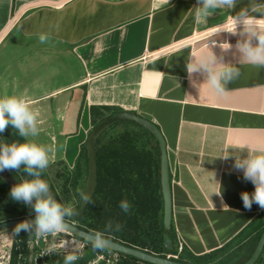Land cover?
Masks as SVG:
<instances>
[{"label":"crops","instance_id":"0c3cea01","mask_svg":"<svg viewBox=\"0 0 264 264\" xmlns=\"http://www.w3.org/2000/svg\"><path fill=\"white\" fill-rule=\"evenodd\" d=\"M257 2L238 0L197 23L198 0H0V96L25 97L38 113L27 140L47 138L69 165L93 128L92 105L155 123L167 145L177 238L207 253L263 210L243 207L240 193L254 186L233 164L264 150V69L239 64L240 26L227 31L228 15ZM216 27L224 30L210 36ZM206 44L239 67L223 97L200 85L203 72L185 68L190 55H210Z\"/></svg>","mask_w":264,"mask_h":264},{"label":"trees","instance_id":"16d2710c","mask_svg":"<svg viewBox=\"0 0 264 264\" xmlns=\"http://www.w3.org/2000/svg\"><path fill=\"white\" fill-rule=\"evenodd\" d=\"M108 106L90 107L92 126L107 117ZM119 111L115 109L112 114ZM111 114V115H112ZM109 116V115H108ZM134 123L142 128L149 136V147L138 144L139 134L123 128L111 132L121 124ZM27 138L18 136L15 129L6 127L0 134V143L22 142ZM151 139V140H150ZM96 184L90 197V202L82 206V202L75 203L72 208L76 215L66 218L90 232H102L106 238L113 239L125 245L138 247L155 255L167 257L176 254L183 264H242L253 253L258 239L264 229V209L260 211L233 239L221 247L204 254H194L186 245L181 243L171 222L166 229L162 219V195L160 191V148L157 140L146 128L133 120L116 121L105 127L96 140ZM64 162V161H63ZM14 178L20 182L30 179L19 170H9ZM88 172L86 141L80 147L79 154L73 167L65 163L61 184L56 183L44 171L40 178L49 185L53 198L67 206L76 196L78 184L86 183ZM83 183V184H84ZM10 186L0 176V222L32 216L31 207L21 202L13 201L9 197ZM121 200L130 204L128 213L118 207ZM119 224V231H104L106 223ZM14 229V227L12 228ZM29 233L21 230L14 233V246L19 251L24 250ZM75 238L82 240L76 235ZM85 241V240H84ZM86 242V241H85ZM14 249L16 259L18 249ZM264 250V248H263ZM101 251L93 250L86 242L85 251L73 264H86ZM228 251V252H227ZM118 254L115 264H152L134 256L110 251ZM225 252L219 261H212L218 253ZM49 261L63 262V257H50ZM100 264H103L101 262ZM255 264H264L263 251Z\"/></svg>","mask_w":264,"mask_h":264},{"label":"clouds","instance_id":"9594fccd","mask_svg":"<svg viewBox=\"0 0 264 264\" xmlns=\"http://www.w3.org/2000/svg\"><path fill=\"white\" fill-rule=\"evenodd\" d=\"M238 0H198V5L194 8V20L197 23L205 22L213 10H232ZM259 13V16L254 15ZM232 21V29L228 32L235 33L237 25L243 39H238L235 49L239 53V64H248L253 67L264 69V0L252 4L248 7H241L235 15H228ZM224 30L216 27L214 33ZM209 36V37H210ZM39 41L45 42L48 38L45 34L39 35ZM255 38L256 43H252ZM215 45V41L212 42ZM222 44H226L222 47ZM219 46L222 49L229 48L227 43ZM210 55L201 59L190 55V65H186V71L192 73L201 71L204 73V80L200 85L207 88L218 97H223L226 92V85L236 79L239 74V67L231 63H223L210 50L206 44ZM199 85V86H200ZM36 110L30 108L27 99L23 96L8 95L0 96V134L6 127L16 130L18 136L27 138L38 133ZM50 149L35 142L25 139L22 142L0 143V171L19 170L23 166V172L30 179L21 180L9 189V197L16 202H21L25 206L31 205L34 213L33 220H24L17 223L13 229L15 234L21 230L34 234L37 238L55 236L67 227L65 220L76 215L70 207L65 206L53 198L49 191V185L40 178L41 173L49 164ZM233 167L242 171V178L250 182L254 187L251 193L242 191L240 199L243 207L248 209L253 203L264 209V150H248L245 158H236ZM82 203L90 202V194L84 191L78 192ZM118 207L122 212L128 213L130 204L127 200H121ZM120 225L106 223L104 231H119ZM90 244L93 250L105 249L109 241L102 232L89 233L83 238ZM79 248V244L76 245ZM51 249H45L42 254H48ZM78 256L68 253L63 256V264H73Z\"/></svg>","mask_w":264,"mask_h":264},{"label":"water","instance_id":"95a60500","mask_svg":"<svg viewBox=\"0 0 264 264\" xmlns=\"http://www.w3.org/2000/svg\"><path fill=\"white\" fill-rule=\"evenodd\" d=\"M121 120H133L136 123L140 124L146 128L152 135L155 137L159 144L160 148V191L162 195V219L163 224L166 229L170 228L171 218H172V193H171V182H170V168L168 161L167 145L166 140L160 131L159 127L150 121L149 119L138 115L134 111H119L115 114L109 115L104 119L100 120L89 132V135L86 139V148H87V162H88V172L87 180L84 192L90 194V197L93 193L96 184V140L100 132L107 127L108 125ZM0 176L5 180V182L11 187L15 183H19L9 170L0 171ZM87 203H82V206H85ZM31 207V205H29ZM34 215L26 216L18 219H11L7 221L0 222V231L7 230L15 227V225L24 220H33ZM67 227L65 231L78 236L83 239L90 232L86 229L81 228L74 222L65 220ZM106 238V237H105ZM109 241L106 249L110 251L119 252L127 255L134 256L142 261L149 262L152 264H183L180 261L169 257H162L155 255L146 250H142L138 247L125 245L118 241H115L110 238H106ZM84 240V239H83ZM264 248V229L258 239L256 247L250 257L242 264H255L262 254Z\"/></svg>","mask_w":264,"mask_h":264},{"label":"rangeland","instance_id":"374dc122","mask_svg":"<svg viewBox=\"0 0 264 264\" xmlns=\"http://www.w3.org/2000/svg\"><path fill=\"white\" fill-rule=\"evenodd\" d=\"M123 128H127V129H130V130H133L135 132V134L138 133L139 137H140L138 144L144 145L147 142L145 145L149 147L150 141L147 140V139H149L148 134L142 128H140L138 125H136L134 123L118 125L115 128H112L113 130L111 132L119 131V130H122ZM46 139L47 138H44L41 141V143L43 144V146L46 149H50V152L48 153V155H49V164H48L47 168L44 170V173H46L48 176H50L56 183L61 184L62 176L59 175V173H62V171H63V169L65 167V163L69 167H73L74 164L69 165L60 156L62 149L48 147L49 142ZM83 183H84V181H82L80 184H78V188L76 190L77 193L80 192V191H84L86 183H84V184ZM77 202H79V196H76V198L74 197L72 199V201L67 204V206H70L71 208H73L75 206V203H77ZM4 233H9V234L12 233L13 236H14V231H13L12 228L4 230ZM61 235L64 238V240L61 241L63 247L60 248V250L54 249L53 251H51L49 253V255H48L49 258L50 257H54V256L63 257L65 254H68L70 252L73 253V254H76L79 257L80 255H82L84 253L86 244L80 249L81 243H79L78 240L71 241L70 240L71 239L70 236L68 234L64 233V232ZM32 237H34V234H32L30 232L29 235L27 236L26 242L24 244V248H25L24 250H22V251L20 250L19 251V247L17 246V248H16V246H14V249L15 248L18 249L17 255L19 253H22L23 256H25V258H26V262H28V257H34V256L38 255L40 253V251H41V246L42 245H40V246H38V245L31 246L32 244L27 242ZM53 242H55V240H53ZM13 243H14V241H13ZM77 244H79V248L76 247ZM64 250L66 252L61 253ZM13 252H14V250H13ZM225 254H226L225 252L224 253L223 252L218 253L214 258H212V261H215V262L219 261L221 258H223L225 256ZM100 255L102 256L101 258L99 257ZM118 258H119L118 254H116V253H113V252H110V251H101L100 253H98L95 256V258H93L92 260L88 261L87 264H100L105 259H109L112 264H115L118 261ZM55 264H63V262H61V263L55 262Z\"/></svg>","mask_w":264,"mask_h":264},{"label":"built area","instance_id":"2783aa9c","mask_svg":"<svg viewBox=\"0 0 264 264\" xmlns=\"http://www.w3.org/2000/svg\"><path fill=\"white\" fill-rule=\"evenodd\" d=\"M66 233L70 236V240H78L80 245V249L86 244V242L82 239H77L73 236V234L67 232V231H62L58 233L55 236H48L46 238H37V237H32L29 239L27 242L31 243L33 245H42L41 246V251L38 255L34 257H28V262H26L25 256H23L22 253H19L16 257L14 258V236L12 233H4V230L0 231V264H55L53 261L48 260V255L51 251L54 249L60 250V248L63 247L61 241L64 240L61 234ZM55 240V242H53ZM45 249H51V251L48 254H42L41 253ZM66 252L65 250L61 253ZM100 258L102 257L101 255L99 256ZM167 257L169 258H177L176 254H168ZM87 264V263H86ZM103 264H112L109 259H105L103 261Z\"/></svg>","mask_w":264,"mask_h":264},{"label":"bare ground","instance_id":"6f19581e","mask_svg":"<svg viewBox=\"0 0 264 264\" xmlns=\"http://www.w3.org/2000/svg\"><path fill=\"white\" fill-rule=\"evenodd\" d=\"M65 231V230H64Z\"/></svg>","mask_w":264,"mask_h":264}]
</instances>
